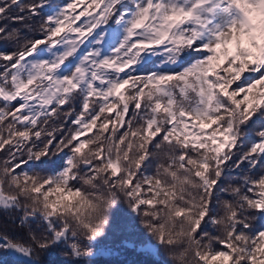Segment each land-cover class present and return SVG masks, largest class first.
Instances as JSON below:
<instances>
[{
  "label": "snow or ice",
  "instance_id": "1",
  "mask_svg": "<svg viewBox=\"0 0 264 264\" xmlns=\"http://www.w3.org/2000/svg\"><path fill=\"white\" fill-rule=\"evenodd\" d=\"M47 7L0 0V251L86 264L126 205L170 264H264V0Z\"/></svg>",
  "mask_w": 264,
  "mask_h": 264
},
{
  "label": "trees",
  "instance_id": "2",
  "mask_svg": "<svg viewBox=\"0 0 264 264\" xmlns=\"http://www.w3.org/2000/svg\"><path fill=\"white\" fill-rule=\"evenodd\" d=\"M67 0H49V7L44 9V12H49L55 7L62 5ZM18 11V10H17ZM12 24V21H8ZM18 26V25H17ZM7 43H0V50H8ZM150 62L148 67H151ZM262 121H257L254 127H259ZM3 154H0L2 158ZM257 170V174H258ZM244 174L243 169L239 172L230 173V178L239 180V177ZM221 185L224 187L227 184ZM220 200L231 199L228 194L217 193ZM121 211L114 214L113 225L109 230L107 237L96 246L94 245L95 255L86 261V264H170L168 257L161 253L148 254V250H142L138 246L147 244L148 242L154 243L147 232L140 226L139 219L136 218L133 226V220L130 218L126 205L121 206ZM217 210L219 208L217 207ZM134 215V214H132ZM11 219L8 214L0 213V223L8 226L9 234L17 232V229L11 224ZM264 226V219L256 222L255 227ZM35 227V225H34ZM211 230V225H209ZM132 244V245H131ZM104 250V251H103ZM108 251L107 253H105ZM43 264H64L65 258L59 254L46 255L41 254ZM0 264H27L26 258L8 251H0Z\"/></svg>",
  "mask_w": 264,
  "mask_h": 264
},
{
  "label": "rangeland",
  "instance_id": "3",
  "mask_svg": "<svg viewBox=\"0 0 264 264\" xmlns=\"http://www.w3.org/2000/svg\"><path fill=\"white\" fill-rule=\"evenodd\" d=\"M152 243L148 242L147 244H143L141 246H136V247H139L140 249L142 250H148V248L151 246ZM132 245V244H131ZM104 251V250H103ZM108 251H106L105 253H107ZM153 253H156V252H153ZM157 254V253H156Z\"/></svg>",
  "mask_w": 264,
  "mask_h": 264
}]
</instances>
